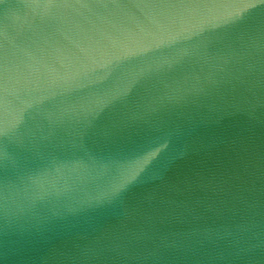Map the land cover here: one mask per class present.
Segmentation results:
<instances>
[{
	"label": "water",
	"instance_id": "water-1",
	"mask_svg": "<svg viewBox=\"0 0 264 264\" xmlns=\"http://www.w3.org/2000/svg\"><path fill=\"white\" fill-rule=\"evenodd\" d=\"M0 264H264V0H0Z\"/></svg>",
	"mask_w": 264,
	"mask_h": 264
}]
</instances>
